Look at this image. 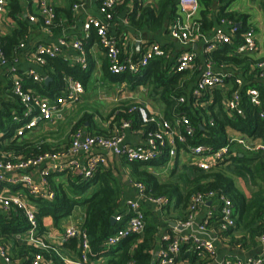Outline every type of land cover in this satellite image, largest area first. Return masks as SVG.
Masks as SVG:
<instances>
[{
	"label": "built area",
	"instance_id": "built-area-1",
	"mask_svg": "<svg viewBox=\"0 0 264 264\" xmlns=\"http://www.w3.org/2000/svg\"><path fill=\"white\" fill-rule=\"evenodd\" d=\"M30 1L35 3L40 11L43 28L51 31L58 24L54 5L49 0ZM124 1L127 0H101L99 12L102 16H88L82 27L83 37H89L92 30H95L98 42L108 59L109 70L113 74L138 75L153 60L159 58L172 60L174 55L158 43L146 45L143 52L136 58L122 55L117 38L110 32V24L114 20L113 10ZM8 3L9 0H0V35L1 17L6 12ZM78 7V3L74 4L75 10ZM179 8L184 15V20L178 17L172 22L170 36L187 46L195 41V36L200 35L195 31L198 30L196 17L201 5L199 0H179ZM36 19L35 15L30 16V20ZM68 45H72L77 51L74 61L81 64L83 69H87L89 63L82 37L73 41L64 38L58 45L40 44L37 46L34 61L45 65L48 58L59 56L62 47ZM226 45H235L237 54L255 53L257 43L254 29L249 28L242 32L239 24L231 17H221L211 37L206 39L204 65L198 66L196 53L186 51L173 60L172 68L179 74L197 73L198 78L190 93L191 102L196 108L200 107L202 98L208 92L223 91L227 88L228 79L235 77V88L231 89V94L226 99L227 112L231 116L244 115L243 78L236 77V71L230 65L218 64L214 58L215 52ZM19 46L23 47L24 44L21 43ZM14 61L16 62V58L12 61L0 47V67L9 66L11 72H16L17 67L12 66ZM253 66L257 69V78L264 81V59H257ZM27 77L35 82L45 79L33 69L27 72V76L16 75L12 79L14 94L22 106L21 113H13L14 121L22 122V125L14 130L11 136L13 139L23 138L40 125L62 119L65 107L77 105L85 93L84 84L69 76L67 86L60 96L43 97L32 88L24 87L23 81ZM245 91L251 104L257 107L262 105L259 88L249 87ZM172 97L177 104L185 103L187 100L185 96L172 95ZM138 110L143 123L153 125L148 131H141L145 140L142 144L132 145L124 141L125 129L130 128L131 125L129 122H123L121 129L113 126L107 135H96L79 129L74 134L70 146L61 147L55 152L49 151L35 158L0 160V211L8 218H11L14 212L21 211L29 222V229L16 234V239L41 251H55L61 259L57 260L45 257L42 253H36L28 264H101L95 261V259H101V256H96L93 252L89 237L83 228L73 226L65 232L66 239L73 237L80 239L81 255L75 259L47 243L43 233L40 232L37 218L38 207L30 197L48 200L55 198V192L50 185V176L53 173L72 171L84 177H90L99 167L107 164L110 156L131 161H150L167 156L169 160L165 167L168 169L173 166L181 152L194 156L196 158L194 164L209 171L218 165L232 162L237 154L235 144L246 151H264V143L251 142L245 136H231L228 138V143L218 149L195 144L191 140L196 133V126L186 112L173 110L168 118L163 112L152 111L145 105L138 106ZM260 117L264 120V111L260 112ZM3 135L4 133L0 131V141ZM134 185L138 196L136 199H129L125 203L126 211L115 216L116 222L124 224L104 241L102 252L109 251L126 237L144 234L146 229L144 204L148 203L161 211L162 219L169 222L168 230L160 239L161 246L152 250V264H264V250L248 258L218 259L216 243L236 224L233 203L228 196L217 195L214 191L193 194L186 209L187 218L166 220L163 211L170 203V198L147 195L146 186L142 182L134 181ZM204 207H208V210L202 220L198 221V215ZM259 243L264 246V234L259 237ZM193 254L196 255L195 260L191 258ZM0 258L8 264L12 263V257L6 245L2 243H0ZM128 264H133V261Z\"/></svg>",
	"mask_w": 264,
	"mask_h": 264
},
{
	"label": "trees",
	"instance_id": "trees-1",
	"mask_svg": "<svg viewBox=\"0 0 264 264\" xmlns=\"http://www.w3.org/2000/svg\"><path fill=\"white\" fill-rule=\"evenodd\" d=\"M212 0H205L204 4L207 10L204 12L206 24L211 25L212 21L207 23V13L210 11L209 5ZM169 7L173 8L167 11L166 17L172 18L175 13V6L178 0H165ZM13 11L15 16L19 13L20 7L16 0H12ZM165 6L164 4H162ZM225 9H221L219 15L229 16L236 19L232 13H224ZM149 19H155L154 12H149ZM16 18V17H15ZM220 19V17H219ZM141 22L145 21L144 14ZM239 21V19L237 18ZM19 21V27L10 35L0 36V45L3 46L5 53L12 57L14 50L20 44L26 31V25L22 20ZM139 22L138 25L145 23ZM244 27L241 29L243 32ZM95 41V36L87 43L89 47ZM240 41V40H239ZM223 49L229 63L237 65L236 77L244 80L243 88V107L244 115L230 116L227 111L218 103V111L214 115H208L204 110L197 109L191 102L190 96L187 97L185 103L177 104L172 95L179 94L177 91V74H172L170 69L172 64L164 58L153 60L138 75L132 74H113L109 70V62L104 65V74L114 81L135 80V84H142L148 79L156 84V87H163V96L165 98L168 116L173 110L186 112L194 125L196 133L191 140L195 144H202L213 149H218L228 143L227 131L228 126L247 134L248 137H260L264 141V120L260 117V112L264 109L251 104L246 89L249 87H257L261 90L264 100V81L257 78V69L254 63L256 60L250 58L249 54H237L235 45H226ZM216 53H221L216 51ZM45 70L52 78L49 84L44 81L41 83L34 82L32 79H24V87L50 96L62 94L61 89H65V75L80 80L86 86L91 67L83 69L80 64L71 65L65 61L63 57L56 56L48 58L45 64ZM229 82H235V77L228 79ZM48 84V85H47ZM216 93L220 94V91ZM5 95L6 97H2ZM217 94V95H218ZM222 99V98H221ZM219 100V99H218ZM81 102V101H80ZM79 102V103H80ZM142 104L121 105L114 108L109 117L112 118L111 126L121 129L123 122H129L133 130L152 129V124H145L140 116L138 106ZM22 106L17 96L14 94L12 81L8 82L1 89L0 81V131L4 133L3 139L0 141V160H18L38 157L46 152H55L61 147L71 145L74 134L83 129L88 121L92 134L101 135L109 134L107 130L92 126V114H84L69 131V137L60 142L58 145L52 143L48 138L43 136L37 138L34 136L28 138H12L16 128L22 125L20 121H14V112L21 113ZM204 119H207V121ZM212 120V121H211ZM97 130V131H96ZM31 133V132H30ZM29 134V133H28ZM27 134V135H28ZM262 138V139H261ZM9 139H11L9 141ZM169 158L167 156L158 157L150 161H131L123 159L124 164L129 168L134 181L142 182L146 186V194L159 197L169 196L170 203L164 208L163 215L165 218L175 219L172 215V205L176 209L185 210L182 219L187 218L186 209L188 207L191 195L196 193L206 194L211 191L217 195L228 196L233 203L236 224L224 235H231V239L240 249L256 246L259 243V237L264 234V152H244L243 155L233 157V162L220 166L219 170H204L195 165H183L180 170L179 160L173 163L169 169L170 177L164 179L161 174L167 165ZM226 170L231 173H227ZM157 171V172H156ZM235 176L242 177L252 183L258 184L257 191L247 195L245 191L239 189L235 182ZM175 177V178H174ZM262 182V183H259ZM134 183V182H133ZM50 185L55 192V198L48 200L44 198L30 197L37 205V218L40 224V232L44 233L45 218L50 217L57 225L63 218L71 215L76 206H81L86 214L83 224V230L87 233L93 252L96 256L108 255L110 258L105 264H152L155 243L158 239L159 225L150 219L149 212L146 211V229L142 236L131 235L124 238L118 245L112 247L107 252H102L104 241L124 223H112V217L120 212H125V202L123 201L124 187L120 179L115 175L112 168L99 167L97 171L90 177H84L72 171H62L53 173L50 176ZM92 190L89 194L88 192ZM29 229V222L23 212H14L11 218L3 217L0 214V240L10 241L13 256H26V264L34 257L36 253H42L45 257H52L61 260L55 251L45 252L34 248L32 245L17 241L15 235L23 233ZM2 238V239H1ZM79 244V248H78ZM73 249L77 255H81L80 239L78 237L69 238L58 250L63 253V249ZM192 260L196 259V255H192ZM95 259V258H94ZM63 264V263H62Z\"/></svg>",
	"mask_w": 264,
	"mask_h": 264
},
{
	"label": "crops",
	"instance_id": "crops-1",
	"mask_svg": "<svg viewBox=\"0 0 264 264\" xmlns=\"http://www.w3.org/2000/svg\"><path fill=\"white\" fill-rule=\"evenodd\" d=\"M16 1L19 4L20 11L19 13H16L15 16L12 15V0H9L7 10L1 17L2 30L0 36L10 35L16 28L19 27L18 20L20 19L26 25L25 35L20 42V44L23 43L24 46L20 47L19 44L14 50V53L11 57L12 61L16 58V62L14 61V63L12 64V66L17 67L16 72H11L9 66L0 67L1 89L5 87L8 82H11L14 76H27V72L30 69L35 70L38 74H40V76H43L46 79L48 77V74L45 70V65H40L34 61V55L36 53L37 46L40 44L58 45L64 38H66L68 41H73L81 37L83 38L84 46L87 51L88 63L91 67V74L89 75L86 86H84L85 93L82 95V100L80 102L81 104L78 103L77 105H74L70 108L65 107L64 117L62 119L55 120L45 125H40L33 131L39 129L42 132L41 136L52 140L50 142L58 145L60 142H63L69 137V131L72 129L74 124L82 118L84 114H92V126L94 125V127L100 128L103 131L107 130L106 133H109L112 128V118L109 117V114L117 106L128 104H142L147 106L152 111L163 112L168 118L171 116H168V113L166 112L167 107L165 98L163 96V87H156V84L152 81L151 78L146 82L137 85L135 84L137 82V79L114 81L104 74V65L107 62V57L105 55L104 49L98 42V37L95 30H92L89 37H83L82 32L83 23L86 21V18L88 16H102L99 12L101 0H49L54 5L58 17V24H56L51 31L43 28V26L41 25V14L35 3L31 2L30 0ZM164 1L165 0H127L119 6L115 7V9L113 10L114 20L110 24V32L117 38L122 51V55L124 57L133 56L136 58L143 52L146 45H148L149 43H158L166 51L170 52L171 55H174L172 60L166 59L167 61L171 62L172 66L173 60H175L177 56L186 51H193L194 53H196L198 57V66L204 65V62L206 60L204 57L206 39H209L211 37L214 29L218 26L220 20L219 17L221 18V15H219V13H222L221 9L224 8V13H232L239 19L238 21L237 18H232L239 24L241 29L243 27L245 30L249 28L254 29L257 50L255 53L249 55L250 58L254 60L264 59V0H212L208 8L210 11L207 13V23H209V20L212 21L210 26L209 24H206V21L204 19V12L207 10V6H205L204 4L205 0H199L201 9L196 17L198 30L196 29L195 33H199L200 35L195 36V41L187 46L181 44L170 36V26L172 22L178 17L184 20V15L179 8V0L174 7L175 13L172 18L166 17V13L168 10H173V8L169 7L167 2ZM76 3H78L79 7L75 10L74 4ZM162 4H164L165 6H163ZM150 11L154 12L153 17L155 19H149L148 14ZM143 14L145 21L141 22L140 19ZM32 15H35L37 19L34 21L30 20V16ZM139 22L145 24L138 25ZM195 33L194 35H196ZM94 36L95 41L89 47H87V43ZM0 47L4 50L3 46L0 45ZM224 48L225 47L219 50V52L221 51V53L215 54L214 58L216 63H224V65L228 64L235 71H237V65H233L232 63L230 64L228 62V59H225V56L227 55L222 52L224 51ZM76 54L77 51L72 47V45L63 46L61 52H59V56L63 57V59L65 61H68L71 65L79 64L74 61V56ZM170 71H172V74H177V84H179L177 87V91L180 90L179 94L177 95L185 97L191 96L190 93L192 87L194 86L198 78L197 73L187 72L185 74H179L176 73L173 69H170ZM69 76L71 75H65L64 77L65 87L67 86V80ZM27 79L31 78L27 77ZM41 82L42 81H40L39 83ZM234 88V83H232V81H228L227 88L221 91L220 94L216 93L217 91L214 90L208 92L202 98L200 107H198L197 109H201L202 111L204 110L208 115H214L212 108L215 109L214 112H217L218 103L221 102V106L225 111H227L226 99L229 98L231 89L233 90ZM61 91L64 92V87L63 89H61ZM39 94L43 97L48 98H55L61 95L57 94L55 96H50L42 93ZM1 96L4 98L6 97L2 94ZM261 98L262 105L260 107H262L264 104L262 93ZM262 111H264V109H262ZM205 120L207 121V119H204V121ZM81 127L85 132L92 133L88 121L84 126ZM141 131L142 129H125L124 141L132 145L142 144L145 140ZM226 131L227 138L231 136H245L251 142L264 143L263 140H260V137L250 138L247 134L230 126L226 128ZM234 147L237 151L236 155H243L244 152H247L237 144H235ZM178 156L179 157H177L176 159L179 160V165H195L194 160L196 158L191 154L187 152H181ZM104 167L112 168L115 175L120 179L124 187L123 201L125 203L129 199L137 198L138 191L133 183L134 179L132 178L129 168L124 164L122 158L110 156L107 164ZM217 167L219 168V166ZM168 169L164 167L162 172H166V170ZM161 176H163V174H161ZM238 188L241 189L240 187ZM91 192L92 190H90L88 193L90 194ZM210 203L212 204V202ZM213 203H215V201ZM144 207L146 212L150 213V219L153 218L154 222L157 223L160 227L158 232V239L154 246V248L157 249L162 244V240L160 239L162 235L168 230L169 222H165L162 219V212L157 210L156 207L152 204L145 203ZM172 208L173 216H175L176 218H182L184 216H181L182 214H185L184 209H176L175 205H172ZM207 210L208 207L202 208L198 215V221L202 220ZM0 214L2 215L3 213L0 211ZM85 217L86 214L83 207L76 206L71 215L63 218L57 225L54 223V220L52 218H45V231L43 235L46 242L61 249L62 245L67 240L65 238L66 230L73 226L83 228ZM167 219L169 218H166V220ZM0 243L6 245L8 252L12 257L11 264H26V256L24 258L20 256L16 257V255L13 256L11 249L12 245L10 241L0 240ZM216 246L219 260L225 258L235 259L237 257L248 258L252 255H257L262 250H264V246L260 245V243H258L256 246L240 249L235 244V242L232 241L231 235H224L216 243ZM63 253L73 259L79 257V255H77V252L73 249L64 248ZM109 258L110 256L108 255H101L102 261L101 259H95V261L97 263L101 262V264H105ZM0 264L8 263L0 258Z\"/></svg>",
	"mask_w": 264,
	"mask_h": 264
},
{
	"label": "rangeland",
	"instance_id": "rangeland-1",
	"mask_svg": "<svg viewBox=\"0 0 264 264\" xmlns=\"http://www.w3.org/2000/svg\"><path fill=\"white\" fill-rule=\"evenodd\" d=\"M80 104H81V103H80ZM34 135H35V137L39 138V137H41L42 132L38 129V130H35V131L29 133V134L26 135L24 138L32 137V136H34ZM177 157H179V156H177ZM177 157H176V158H177ZM182 167H183V164L180 165V170H179V172L182 171ZM219 168H220V166H219ZM219 168L216 166L214 169H215V170H219ZM226 172H227V173H231V172L228 171V170H226ZM162 173H163V176H162V177H163L164 179H167V178L170 177V175H169V169L166 170V172H162ZM174 178H175V177H174ZM234 178H235V180H236V183H237L238 187H240L241 190H244V191L246 192L247 195H251L252 192L257 191V189H258V185H256L255 183H252V184H251V182H249L248 180H245L244 178H242V177H238V176H235V175H234ZM259 183H262V182H259ZM168 197H169V196H168ZM166 207H167V206H166ZM171 207H172V206H171ZM172 209H173V208H172Z\"/></svg>",
	"mask_w": 264,
	"mask_h": 264
},
{
	"label": "water",
	"instance_id": "water-1",
	"mask_svg": "<svg viewBox=\"0 0 264 264\" xmlns=\"http://www.w3.org/2000/svg\"><path fill=\"white\" fill-rule=\"evenodd\" d=\"M52 78L50 76H48L46 79H45V82L48 83ZM112 223L113 224H116V221H115V217H112ZM172 224H174V222H172Z\"/></svg>",
	"mask_w": 264,
	"mask_h": 264
}]
</instances>
